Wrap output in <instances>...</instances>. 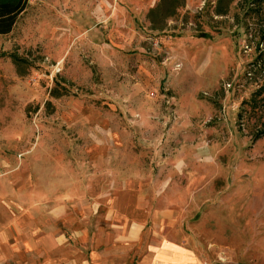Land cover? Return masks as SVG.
Wrapping results in <instances>:
<instances>
[{"label":"rangeland","instance_id":"1","mask_svg":"<svg viewBox=\"0 0 264 264\" xmlns=\"http://www.w3.org/2000/svg\"><path fill=\"white\" fill-rule=\"evenodd\" d=\"M158 1L27 0L0 33V176L25 188L50 170L87 200L175 151L207 254L264 264V0H165L151 17Z\"/></svg>","mask_w":264,"mask_h":264},{"label":"crops","instance_id":"2","mask_svg":"<svg viewBox=\"0 0 264 264\" xmlns=\"http://www.w3.org/2000/svg\"><path fill=\"white\" fill-rule=\"evenodd\" d=\"M179 159L169 152L153 174L125 167L111 192L69 202L65 177L50 170L41 184L27 171L25 188L15 187V171L10 184L0 176V264H252L207 254L194 219L205 209L194 199L199 179L189 171L180 184Z\"/></svg>","mask_w":264,"mask_h":264},{"label":"trees","instance_id":"3","mask_svg":"<svg viewBox=\"0 0 264 264\" xmlns=\"http://www.w3.org/2000/svg\"><path fill=\"white\" fill-rule=\"evenodd\" d=\"M165 2H166L165 0H159L156 6L150 8L148 14L152 17L154 11L156 10L163 11L162 8L160 9V6L165 4ZM26 4H27V0H0V33H6L12 28L16 16L25 8ZM171 5L172 4L170 1V7H167L164 10V12H166L164 13V15H169L171 14L170 12H174L175 7L171 8ZM257 99L264 100V81L255 89V91L251 96V100H254V103L256 102ZM263 134H264V120L261 123L259 129L257 130L256 137H259Z\"/></svg>","mask_w":264,"mask_h":264}]
</instances>
